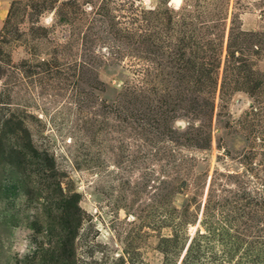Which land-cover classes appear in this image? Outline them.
Masks as SVG:
<instances>
[{"label":"rangeland","instance_id":"rangeland-1","mask_svg":"<svg viewBox=\"0 0 264 264\" xmlns=\"http://www.w3.org/2000/svg\"><path fill=\"white\" fill-rule=\"evenodd\" d=\"M0 264H264V0H0Z\"/></svg>","mask_w":264,"mask_h":264}]
</instances>
